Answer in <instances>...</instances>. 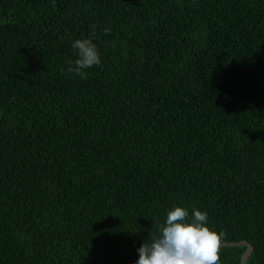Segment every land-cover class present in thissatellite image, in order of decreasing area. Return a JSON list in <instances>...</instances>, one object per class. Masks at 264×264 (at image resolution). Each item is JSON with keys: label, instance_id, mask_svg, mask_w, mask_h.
<instances>
[{"label": "trees", "instance_id": "obj_1", "mask_svg": "<svg viewBox=\"0 0 264 264\" xmlns=\"http://www.w3.org/2000/svg\"><path fill=\"white\" fill-rule=\"evenodd\" d=\"M174 207L264 264V0H0V264H136Z\"/></svg>", "mask_w": 264, "mask_h": 264}, {"label": "clouds", "instance_id": "obj_2", "mask_svg": "<svg viewBox=\"0 0 264 264\" xmlns=\"http://www.w3.org/2000/svg\"><path fill=\"white\" fill-rule=\"evenodd\" d=\"M71 47L77 50L78 58L75 67L67 71L85 78L86 69L101 63L98 49L87 38L75 40ZM207 222V213L200 210H193L191 217L182 207L167 211L164 222L158 223L154 232L151 229L146 242L137 249L136 264H218L225 234L211 230Z\"/></svg>", "mask_w": 264, "mask_h": 264}, {"label": "water", "instance_id": "obj_3", "mask_svg": "<svg viewBox=\"0 0 264 264\" xmlns=\"http://www.w3.org/2000/svg\"><path fill=\"white\" fill-rule=\"evenodd\" d=\"M226 246H228V247L229 246L230 247H233V246H245L246 247V250L244 251V253L241 256V261H240L241 264H246V261L249 258L250 254L252 253V250H253L252 245L249 242H247V241L232 242V243L224 242L221 245V247H226Z\"/></svg>", "mask_w": 264, "mask_h": 264}]
</instances>
